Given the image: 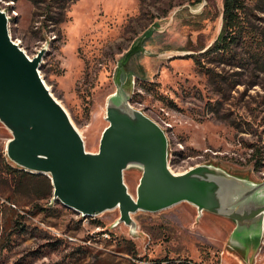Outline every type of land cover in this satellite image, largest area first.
Masks as SVG:
<instances>
[{
    "label": "rangeland",
    "instance_id": "1",
    "mask_svg": "<svg viewBox=\"0 0 264 264\" xmlns=\"http://www.w3.org/2000/svg\"><path fill=\"white\" fill-rule=\"evenodd\" d=\"M244 3L253 26L264 30V0ZM0 9L28 57L46 46L38 72L86 151L98 150L122 68L130 104L166 133L171 171L211 163L264 179V68L216 64L210 82L192 58L219 34L223 0H74L60 34L52 25L40 29L30 0H0ZM10 137L0 122L5 157ZM140 176L135 168L123 172L132 196ZM51 198L11 195L0 175V264H264V231L248 258L228 247L232 220L206 211L197 219L188 202L133 213L132 235L123 222L113 225L118 208L83 216Z\"/></svg>",
    "mask_w": 264,
    "mask_h": 264
},
{
    "label": "water",
    "instance_id": "2",
    "mask_svg": "<svg viewBox=\"0 0 264 264\" xmlns=\"http://www.w3.org/2000/svg\"><path fill=\"white\" fill-rule=\"evenodd\" d=\"M8 22L0 9V122L11 134L5 155L13 165L49 177L51 199L83 216L118 208L113 225L123 222L132 235L137 234L133 213L188 202L196 208L197 219L206 211L232 220L228 247L254 256L264 231V179L253 181L211 163L171 171L166 133L130 104L122 68L117 89L107 98L108 124L98 150L86 151L80 133L38 72L46 46L28 57L11 39ZM130 168L141 171L135 196L123 180Z\"/></svg>",
    "mask_w": 264,
    "mask_h": 264
},
{
    "label": "trees",
    "instance_id": "3",
    "mask_svg": "<svg viewBox=\"0 0 264 264\" xmlns=\"http://www.w3.org/2000/svg\"><path fill=\"white\" fill-rule=\"evenodd\" d=\"M74 0H30L36 8L34 13L40 29L52 25L60 34L58 25L67 20L66 11ZM264 11V10H263ZM195 66L205 72L210 82L217 81L214 65L227 63L236 66L254 64L264 68V30L248 19L244 0H223L222 26L214 41L203 51L192 56ZM259 164L261 160L257 159ZM0 175L9 186L11 195L24 193L33 199L52 196V185L44 174L31 173L11 164L0 154ZM7 199H12L7 196Z\"/></svg>",
    "mask_w": 264,
    "mask_h": 264
},
{
    "label": "built area",
    "instance_id": "4",
    "mask_svg": "<svg viewBox=\"0 0 264 264\" xmlns=\"http://www.w3.org/2000/svg\"><path fill=\"white\" fill-rule=\"evenodd\" d=\"M1 10H3V9H1ZM7 14V13H6Z\"/></svg>",
    "mask_w": 264,
    "mask_h": 264
}]
</instances>
